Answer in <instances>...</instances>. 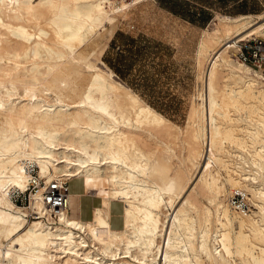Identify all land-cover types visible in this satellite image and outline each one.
Wrapping results in <instances>:
<instances>
[{
    "label": "bare ground",
    "instance_id": "bare-ground-1",
    "mask_svg": "<svg viewBox=\"0 0 264 264\" xmlns=\"http://www.w3.org/2000/svg\"><path fill=\"white\" fill-rule=\"evenodd\" d=\"M144 1L0 0V264H264V66L226 44L264 38V10L217 13L203 29L202 89L181 126L119 78L109 42L86 49ZM205 142L208 205L183 195ZM183 147L189 174L175 164ZM66 180L53 213L43 195ZM92 189L96 213L71 215L68 198ZM233 189L254 208H233Z\"/></svg>",
    "mask_w": 264,
    "mask_h": 264
},
{
    "label": "rangeland",
    "instance_id": "rangeland-1",
    "mask_svg": "<svg viewBox=\"0 0 264 264\" xmlns=\"http://www.w3.org/2000/svg\"><path fill=\"white\" fill-rule=\"evenodd\" d=\"M210 24L211 22L205 28H208ZM203 29L194 27L187 21L163 10L160 0H147L142 5L133 8V11L129 12L125 18L119 17L113 27L112 36L109 31H105L97 36L95 41L86 45V49H98L109 42L108 50L103 54V58L113 66L119 78L129 84L172 122L184 126L188 120L190 104L193 99L196 102L199 101L198 93L202 89L200 76L204 66L198 61L197 45ZM258 38L264 41V38ZM242 42L244 41H228L226 43H229L228 46L237 58H239L238 51ZM248 62L257 69H262L264 66V64L257 66L258 64L254 61ZM202 147L204 149L203 157L201 156L199 167L183 193L185 196L189 192H192L193 195L198 194L197 181L208 159L207 143L205 142ZM187 151L188 149L184 147L178 149L175 164L180 170L189 174L192 169L190 167H194V165H192V161L188 160ZM187 164L188 166H186ZM32 170L34 175H38L36 166ZM43 181L41 179V183ZM66 183V187H69L67 180ZM35 189L36 186L34 185L26 192L25 200L16 203L27 206L30 193ZM19 191L17 190L16 193ZM98 198V189H92L90 192L85 191L82 195L68 198L67 207L71 215L82 217L83 210L85 219H89L96 213L92 205L93 201L98 203ZM198 199L205 205L209 204L202 195L198 194ZM228 199L233 208L241 207L245 211L254 208L249 200V195H245L241 189H233L229 193ZM168 207L167 220L170 217L172 220L174 207ZM112 218L116 224L121 221L122 214L116 207H113ZM119 226L120 223L116 227Z\"/></svg>",
    "mask_w": 264,
    "mask_h": 264
},
{
    "label": "crops",
    "instance_id": "crops-1",
    "mask_svg": "<svg viewBox=\"0 0 264 264\" xmlns=\"http://www.w3.org/2000/svg\"><path fill=\"white\" fill-rule=\"evenodd\" d=\"M160 4L163 10L202 29L217 13L256 14L264 9V0H160Z\"/></svg>",
    "mask_w": 264,
    "mask_h": 264
},
{
    "label": "built area",
    "instance_id": "built-area-1",
    "mask_svg": "<svg viewBox=\"0 0 264 264\" xmlns=\"http://www.w3.org/2000/svg\"><path fill=\"white\" fill-rule=\"evenodd\" d=\"M242 44L239 47V58L244 61H254L257 66L264 64V41L260 38H254L249 40H243ZM66 181L59 183L58 181H53L48 185L47 190L45 191L43 197L46 205L49 210L55 213V209L60 208L66 204L68 187H66ZM35 184L30 185L31 189ZM19 191L14 193L15 202L25 200L27 197V191Z\"/></svg>",
    "mask_w": 264,
    "mask_h": 264
},
{
    "label": "trees",
    "instance_id": "trees-1",
    "mask_svg": "<svg viewBox=\"0 0 264 264\" xmlns=\"http://www.w3.org/2000/svg\"><path fill=\"white\" fill-rule=\"evenodd\" d=\"M110 65V64H109ZM111 66V65H110ZM112 67V66H111ZM113 68V67H112ZM114 69V68H113ZM116 71V70H115Z\"/></svg>",
    "mask_w": 264,
    "mask_h": 264
}]
</instances>
